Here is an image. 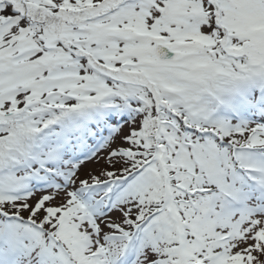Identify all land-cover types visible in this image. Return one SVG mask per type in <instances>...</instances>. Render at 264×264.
<instances>
[{"label": "snow or ice", "instance_id": "obj_1", "mask_svg": "<svg viewBox=\"0 0 264 264\" xmlns=\"http://www.w3.org/2000/svg\"><path fill=\"white\" fill-rule=\"evenodd\" d=\"M0 264H264V0H0Z\"/></svg>", "mask_w": 264, "mask_h": 264}]
</instances>
